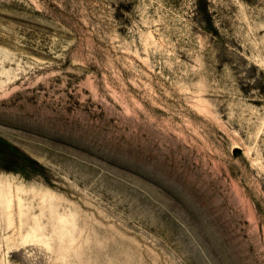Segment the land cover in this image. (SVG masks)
Listing matches in <instances>:
<instances>
[{"label": "rangeland", "instance_id": "obj_1", "mask_svg": "<svg viewBox=\"0 0 264 264\" xmlns=\"http://www.w3.org/2000/svg\"><path fill=\"white\" fill-rule=\"evenodd\" d=\"M0 264H264V0H0Z\"/></svg>", "mask_w": 264, "mask_h": 264}]
</instances>
